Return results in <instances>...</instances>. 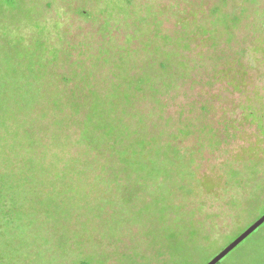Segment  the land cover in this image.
Here are the masks:
<instances>
[{
    "label": "rangeland",
    "instance_id": "374dc122",
    "mask_svg": "<svg viewBox=\"0 0 264 264\" xmlns=\"http://www.w3.org/2000/svg\"><path fill=\"white\" fill-rule=\"evenodd\" d=\"M137 2L151 4V20L156 21L153 24H158L162 35L169 37L174 46L191 37L190 53L183 51L181 55L197 62L195 83L182 87L183 95L171 104L168 113L177 117L176 123L183 121L176 124L177 129H196L177 145L185 153L186 163L190 162L192 176L183 182L176 174L163 177L160 172L150 181L147 160L132 162L142 170L130 177L118 174L121 165L110 162L113 159L102 160L96 152L87 157L85 147L90 142L81 134L86 116L82 119L79 115L71 123L73 115L57 112L60 96L49 75L43 78L41 87L37 82L34 92L22 97L9 77L19 63L9 61L13 49L8 51L2 45L0 264H163L168 259L172 264H207L260 216L262 205L245 214L241 223L225 217L230 214L229 200L234 193L226 184L218 188L214 184L230 168L241 171L248 164L243 153L249 150L257 154V176L260 183L264 182V46L257 38L258 33H264V0ZM52 7L50 21L58 17L56 7L66 8L60 1ZM64 14L62 21L64 30L69 31V43H87V38L93 40V45L99 43L97 29L86 19L75 16L72 10L70 20ZM210 27L222 36L220 48L207 41V35H201L210 33ZM117 37L121 42L126 40L122 34ZM84 55H71L70 63ZM225 56L233 63V79L216 74L225 69L220 61ZM62 68L58 74L67 77L76 69ZM143 115L151 121L152 115ZM200 132L205 137L213 136L212 141H201L200 134L198 139ZM159 163L163 164V160L155 163L162 167ZM205 185H214L213 193ZM173 203L180 211L166 213L163 220L164 209L172 211ZM196 208H201L202 213L196 214ZM182 211L189 218L188 212L195 211V223H204L208 216L216 220L219 242L197 249L187 240V233L179 235L177 221L188 219ZM257 231L223 264L249 247L255 236L264 234V225ZM225 235L229 238L221 240Z\"/></svg>",
    "mask_w": 264,
    "mask_h": 264
},
{
    "label": "trees",
    "instance_id": "16d2710c",
    "mask_svg": "<svg viewBox=\"0 0 264 264\" xmlns=\"http://www.w3.org/2000/svg\"><path fill=\"white\" fill-rule=\"evenodd\" d=\"M47 1L0 0V49L2 45H5L8 51L13 49V55L8 59L19 63L16 64L18 69H14L15 72L11 75V69L9 70V77L15 84L17 92L22 97L27 95V92L32 94L37 82L41 87L47 78L45 76H51L55 92L60 96L56 106L57 112L67 117L73 115L70 117L71 123L79 115L82 119L86 116L85 130L82 132L81 128V134L90 142L85 147L87 157H92L96 152L102 160L113 159L110 162L116 161L121 165L118 174L124 173L130 177L142 170L132 162L147 160L146 174L150 181L158 178L160 172H163V177L173 173L179 176L181 181H186V177L192 176L188 164L190 162L186 163L185 153L177 145L184 136L186 139L194 134L196 129L193 131L177 129L176 124L183 121L176 123L174 118L177 117H172L168 112L171 104H175L179 99L182 87L195 83L197 62L181 55L183 51L190 53L191 37L184 38L183 42H179V46L178 44L174 46L169 37L162 35L158 24H153L156 21L151 20L153 9L150 3L138 5L137 0H53L49 3ZM58 1L65 3L66 8L56 7L54 12L58 17L50 21L52 6ZM69 10L80 19L81 17L86 19L97 29L96 39L98 38L99 43L93 45V40L89 38L87 40L90 43H69V31L64 30L65 24L62 21L63 13L65 19L69 18ZM262 18L264 20V14ZM221 26L222 24H218L216 27ZM215 29L210 27V33L201 34L207 35V41L210 40L212 45L223 42L219 31ZM121 34L125 36V42H121L117 37ZM258 34V43L264 46V33ZM218 47L220 48L219 45ZM78 52L85 55L72 62L75 65L72 66L70 57ZM223 59L220 61L225 69L216 74H226L233 79V74L230 75L233 63L226 56ZM62 66H70L71 70L76 69L68 77L61 76L58 70L63 69ZM203 67L201 64L200 69ZM52 83L50 81L47 84L50 86ZM178 104L184 109L183 104ZM143 112L152 115L150 119L152 123L144 117ZM68 124L71 127L70 123ZM199 134L201 141L204 139L212 141L213 136L210 138L206 135V138L205 134L200 132L197 135L198 139ZM189 154L191 156L192 152ZM255 155L256 152L250 150L243 153L248 164H245L241 171L228 169L221 175L218 183L214 184L217 188L226 184L229 186L228 189L233 191L234 195L229 200L230 214L225 215L233 222L238 219L241 223L240 219H244L245 214L262 208L261 205L263 208L259 209L261 211L259 217L264 214V202L262 203L264 182L262 184L258 179L259 162L256 163L258 159H255L257 158ZM160 159L163 160V164H159L163 166L157 167L155 163ZM169 161H173V164L169 165ZM176 163L178 167L175 169ZM263 179L264 177L261 180ZM214 185L205 187L207 191L213 193ZM173 207L175 208L172 211L169 208L164 209L163 220L166 213L170 215L171 212L180 211L176 205ZM198 212L202 213V209L196 208V214ZM188 213L191 214L190 218L184 213L188 219L177 221L179 235L187 233V240L195 243L197 249L215 244L218 241L217 232L219 233L216 220L208 216L211 221H207V218L204 223H195V211ZM227 238L229 236L225 235L221 240ZM227 257L219 264L226 262ZM172 263L173 261L168 259L163 264ZM226 264H264V234L255 236L249 247Z\"/></svg>",
    "mask_w": 264,
    "mask_h": 264
},
{
    "label": "water",
    "instance_id": "95a60500",
    "mask_svg": "<svg viewBox=\"0 0 264 264\" xmlns=\"http://www.w3.org/2000/svg\"><path fill=\"white\" fill-rule=\"evenodd\" d=\"M264 225V214L249 225L240 235L226 245L219 253H217L207 264H219L245 240L254 234L260 227Z\"/></svg>",
    "mask_w": 264,
    "mask_h": 264
}]
</instances>
